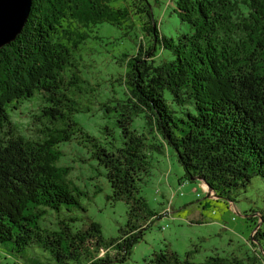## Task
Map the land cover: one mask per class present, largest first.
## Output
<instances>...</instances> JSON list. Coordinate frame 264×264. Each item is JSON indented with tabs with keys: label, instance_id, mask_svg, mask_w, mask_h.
I'll list each match as a JSON object with an SVG mask.
<instances>
[{
	"label": "trees",
	"instance_id": "16d2710c",
	"mask_svg": "<svg viewBox=\"0 0 264 264\" xmlns=\"http://www.w3.org/2000/svg\"><path fill=\"white\" fill-rule=\"evenodd\" d=\"M173 13L188 28L176 40L159 34L146 0H31L20 34L0 48V247L40 249L58 264H127L156 219L139 183L147 172L146 149L159 152L162 144L175 153L184 181L203 178L218 199L233 203L257 179L264 198V0H175ZM135 15L146 43L125 57L119 75L121 142L102 144L73 118L80 108L68 94L81 92L74 53L93 28H119ZM66 78L74 82L71 90ZM36 102L33 120L42 130L26 135L14 116ZM140 116L160 141L152 136L147 145L146 136L131 129ZM73 139L104 170L107 199L127 206L116 238L104 239L91 220L76 226L72 211L86 213L84 192L65 183L69 169L57 165L59 146ZM48 212L53 225L45 223ZM252 213L259 250L252 259L264 261V212ZM224 262L209 257L199 264ZM142 264L194 263L165 247Z\"/></svg>",
	"mask_w": 264,
	"mask_h": 264
},
{
	"label": "rangeland",
	"instance_id": "374dc122",
	"mask_svg": "<svg viewBox=\"0 0 264 264\" xmlns=\"http://www.w3.org/2000/svg\"><path fill=\"white\" fill-rule=\"evenodd\" d=\"M146 2L161 36L176 40L181 33L188 31L173 13L175 0ZM111 5L115 7L119 3ZM124 7L125 4L121 6ZM132 21L124 22L119 28L107 24L93 28L85 44L74 53L72 61L81 71L82 81L77 83L81 87L80 93L68 94L80 108L73 118L85 133L102 144L112 138L116 144L121 142L120 130L115 122L119 114L116 106L121 104L123 89L119 75L124 73L125 57L135 55L140 42L143 45L146 43L139 16L135 15ZM130 24L132 27L129 28ZM65 80L71 90V83L74 82L68 78ZM40 105V102L26 104L21 111L23 114L14 116L24 134L36 135L42 130L38 121L33 120ZM107 106L111 107L109 112ZM131 129L144 134L147 145L153 142L152 136L158 138L141 116L134 119ZM74 137L79 139V134ZM77 139L59 146L62 157L57 163L59 167L69 169L63 177L64 182L74 184L84 192L80 203L86 213L79 209L72 211L80 220L76 226L91 220L100 224L104 239L116 238L119 228L127 221V206L123 202L113 203L107 199L110 189L104 170L91 157L90 150ZM158 140L154 142L157 145L160 144ZM146 156L147 172L142 174L139 189L156 219L145 231L143 240L133 248L127 264H142L143 259L165 247L181 258L189 254L194 264L202 263L209 257L221 258L225 264H264L262 259H252L259 250L257 241H254L257 230L251 232L249 219L256 216L252 211L264 212V198L257 179H253L246 192L238 194L235 202L230 203L215 198L199 181H184L182 168L170 147L162 144L159 152L146 149ZM244 213L247 217L243 216ZM50 215L45 223L50 221L53 225L55 216ZM4 247H0V264H58L48 252L40 249L29 248L25 253H17Z\"/></svg>",
	"mask_w": 264,
	"mask_h": 264
},
{
	"label": "water",
	"instance_id": "95a60500",
	"mask_svg": "<svg viewBox=\"0 0 264 264\" xmlns=\"http://www.w3.org/2000/svg\"><path fill=\"white\" fill-rule=\"evenodd\" d=\"M30 7L31 0H0V48L13 42L20 34L29 16ZM196 180L206 185L203 178ZM208 189L218 198L209 187Z\"/></svg>",
	"mask_w": 264,
	"mask_h": 264
}]
</instances>
